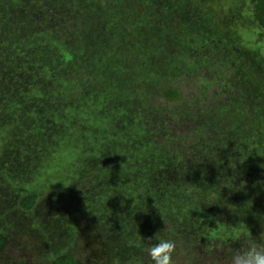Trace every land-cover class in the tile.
<instances>
[{
	"label": "trees",
	"instance_id": "obj_1",
	"mask_svg": "<svg viewBox=\"0 0 264 264\" xmlns=\"http://www.w3.org/2000/svg\"><path fill=\"white\" fill-rule=\"evenodd\" d=\"M212 1L0 0V264L21 231L14 264H150L154 236L228 264L241 242L208 231H264V56L236 31L264 0Z\"/></svg>",
	"mask_w": 264,
	"mask_h": 264
},
{
	"label": "clouds",
	"instance_id": "obj_2",
	"mask_svg": "<svg viewBox=\"0 0 264 264\" xmlns=\"http://www.w3.org/2000/svg\"><path fill=\"white\" fill-rule=\"evenodd\" d=\"M60 51L66 61L71 59V56L67 51L62 48ZM242 189L243 186H240V188L236 190ZM249 202L251 201L249 200L243 205V207L240 208L235 206V212H233L231 208L229 209L235 215L243 217L247 210L251 208V203L249 205ZM241 209H243L242 215L240 212ZM256 216L260 221L261 228L264 229V214H256ZM214 228L215 230H210L205 235V238L208 241L223 242L227 240L231 243L239 241L242 244L239 248H233L228 264H264V231H262L258 237L254 238L252 237L249 228L242 220L234 225L230 224L223 227L216 225ZM153 239H155L156 242L147 245L145 249L149 257L150 264H175L174 256L177 247L175 241L171 238H158L156 236H154L151 240Z\"/></svg>",
	"mask_w": 264,
	"mask_h": 264
},
{
	"label": "rangeland",
	"instance_id": "obj_3",
	"mask_svg": "<svg viewBox=\"0 0 264 264\" xmlns=\"http://www.w3.org/2000/svg\"><path fill=\"white\" fill-rule=\"evenodd\" d=\"M244 1L247 2L248 0H214V1H212V3L214 4V6H217L226 14L228 12L229 5H231V6H234V4L240 5V4L244 3ZM245 4H246V8H248L249 1H248V3H245ZM246 8L243 10L244 11L248 10ZM248 12H249V10H248ZM238 22H239V24H238V27L236 28V31H238L239 34L241 35L242 42L245 45H247L248 47L259 49L260 52L262 53V55L264 56V39H261L260 41L258 40L259 35L264 36V32L256 29L255 27L254 28L251 27L249 29H247V27L244 28L241 26L240 21H238ZM184 85L186 86V82ZM187 89H189V88L185 87V90H187ZM2 137L3 136L0 134V150L7 143V142L4 143V140H2ZM59 159L53 160V157H51L49 162L43 165V168H46V169H44V171L42 170L41 172H38V171L34 172L35 173V175H34V181L35 182L32 184V186L30 188L31 189L37 188L36 191L40 194L41 198H47V196L50 194V192L57 191V181L59 179V174L57 173V170H55L53 168V166L54 165L58 166V164H60L58 162ZM33 187H35V188H33ZM0 198L2 199V201H4L7 199H11V196L8 195V193H6L5 190L0 189ZM57 207H54V208L58 209ZM23 234H24L23 231H21V232L16 233L14 235L15 238L12 239L14 241L5 249V253L3 255V257L5 259H9V260H12L14 263H17L18 259H20L21 256H23V254H25L24 249L22 250L21 246H18V242H17V240L21 239V238H18V236H21ZM22 243H23V241H22ZM26 251H30V250L28 248H26ZM204 262H205V264H223L222 262L221 263H218V262L213 263L212 258H210V259L206 258L204 260ZM28 264H42V261H37V260H34V258L29 257ZM175 264H177V262H175Z\"/></svg>",
	"mask_w": 264,
	"mask_h": 264
}]
</instances>
